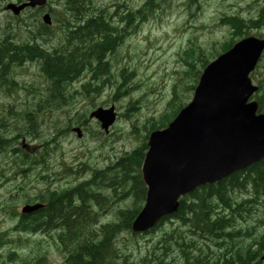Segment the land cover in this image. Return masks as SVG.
Instances as JSON below:
<instances>
[{
	"label": "trees",
	"instance_id": "16d2710c",
	"mask_svg": "<svg viewBox=\"0 0 264 264\" xmlns=\"http://www.w3.org/2000/svg\"><path fill=\"white\" fill-rule=\"evenodd\" d=\"M7 1H0V13ZM119 1L114 0L111 10L101 11L95 0H58L57 5L61 2V13L66 18L60 23L66 25L65 28L61 26L59 34L62 39L51 50L37 43L31 28L40 27L53 37L51 28L41 22L42 11H33L29 15L32 17L27 19L11 16L0 19V94L12 96L24 90L26 95H32L37 100L33 110H0V154H15L11 157L13 164L10 172L0 169V182L4 183L17 170L21 171L24 180L22 186H12L16 197H10L5 209H15L20 203L47 204L44 210L19 215L11 231L0 230V251L16 242L10 235V232H16L18 240H22L23 236H28V241L40 235L51 236L64 259L63 264H264L261 259L264 255V158L218 183L199 187L181 198L178 211L162 219L150 232L143 235L132 232V224L146 200L147 188L141 168L148 150L149 135L166 128L187 105L182 101L178 85L174 87L167 111L143 127L145 133L132 151L124 153L104 169L87 162L79 164L78 169L64 163L59 171L51 167L53 151L47 146H60V138L69 136L74 126L89 131V119L83 114L81 119L68 116L65 122L57 121L50 127L54 130L53 138H48L42 128L46 114L52 112L48 106L68 108L73 107L78 99L93 98L101 89L95 79L98 82L101 78L107 79L112 83L111 55L127 34L135 33L136 27L148 22L160 7L157 0H145L139 9L133 10L126 1ZM190 2L195 3L196 0ZM255 3L258 10L254 16L225 14L221 22L230 26L231 37L210 56L205 50L201 53L203 69L236 41L251 35L264 37L261 31L264 28V0H255ZM48 11L54 14L50 7ZM72 22L84 24L74 29L70 27ZM128 29L133 31L128 32ZM25 32L28 34L25 35ZM195 49L187 48L182 55L189 61L194 60ZM35 62L39 64L47 85L42 92L32 84L18 86L16 82L17 69ZM195 62H187L190 72L194 70ZM201 72L199 69L196 73L198 77ZM85 73H89L91 78L81 83ZM255 74L262 77L260 71ZM134 75L135 72L128 67L120 71L123 84L114 92L115 99L122 95V87ZM79 83L81 85L76 87ZM196 85L197 82L185 88L193 91ZM254 99L259 103L258 112L264 113L262 78ZM136 110L137 102H131L127 112ZM134 128L137 130V126ZM133 134L137 135L138 131ZM23 139H31L28 142L30 145L33 140H39L40 144L31 147L35 152H29L18 147L22 146ZM87 170L92 175L85 179L84 172ZM34 172L37 173L34 175ZM60 173L62 178L80 176L83 181L73 190L63 189L53 193L49 189L52 178ZM108 213H112V220L103 222L102 218ZM123 249L133 252L130 261L121 257ZM45 260L46 253L38 252L28 259L11 251L0 257V264H15V261H19L18 264H39Z\"/></svg>",
	"mask_w": 264,
	"mask_h": 264
},
{
	"label": "rangeland",
	"instance_id": "374dc122",
	"mask_svg": "<svg viewBox=\"0 0 264 264\" xmlns=\"http://www.w3.org/2000/svg\"><path fill=\"white\" fill-rule=\"evenodd\" d=\"M57 1L49 0L48 3L54 12V14L49 13L53 17V37L51 38V34L48 36L40 27H31L36 34L37 43L46 50H51L54 44L62 39V35L59 34V25L60 22H65L66 18H63L61 13V2L57 5ZM124 1L128 7L137 10L145 0H121L119 2ZM186 1L157 0L160 7L155 10L148 22L135 29V33L126 35L112 58L114 73V76L110 78L112 83L107 82V79L102 80L101 78L99 82L95 79L97 86H101L99 94L91 99H78L73 107L59 109L57 106L56 108L48 106L52 112L46 114L45 125L42 127L48 138L54 136V130L50 129L51 125L53 126L57 121L65 122L68 116L72 119L75 117L81 119L80 115L86 114L89 117L92 111L103 106L107 108L114 106L118 113L117 121L111 128L110 134H100L98 132V130L101 131L100 127L95 121L90 120L92 122L88 123L89 131H85L84 138L78 139L73 134L60 138V146L53 145L52 147L53 157L50 163L54 171L62 170V163L78 169V165L82 162L104 169L124 153L135 149L145 133L143 127L148 126L150 119L159 118L163 112L167 111L175 85H178L183 102H188L192 98L193 91L185 87L198 82L199 77L196 73L199 69L203 70V63L200 60L201 53L205 50L210 56L211 52L219 49L222 42L231 37L232 29L221 23L220 15L232 12L250 17L254 16L258 10V5L254 6V0H200L199 8L194 6L191 11H187L184 7ZM29 15L30 12L27 11L22 14V18L27 19ZM0 17L1 20L8 18V12H2ZM131 31L133 30L128 29V32ZM26 34L28 32H25ZM189 47L196 48V57L191 61L195 62L199 58L191 72L187 64L191 61L182 55L183 51ZM125 67L134 71L135 75L130 82L125 83L126 88L122 87V95L115 99L114 92L118 86L123 84L120 71ZM261 70L264 72V63ZM17 74L16 78L19 83L27 86L32 84L39 92L47 87L40 72V66L36 62L18 68ZM79 86L80 84L76 85V87ZM9 96L0 94V110L2 108L32 109L37 103L36 97L26 95L24 90H19L17 94ZM136 101H139L137 104L139 108L128 113L129 103ZM135 126L138 127L139 135L133 134L137 131ZM39 142V140H33L31 145L37 146ZM9 155L0 158V169L7 173L10 172L13 164ZM84 174L86 179L92 175V172L87 170ZM79 177L66 176L53 184L55 187L71 189L72 186L82 181ZM39 189H42V186H39ZM10 193V184L0 187L1 231H11L16 225L11 217L14 209H5ZM21 206L17 209L18 212ZM112 213L106 214L102 221H111ZM10 235L16 242L4 246L0 251V257L14 251L23 258L32 259L36 253L42 252L46 253V260L39 264H63L64 259L59 254L53 239L41 236L35 241L34 239L28 241L26 240L28 236H23L22 240H18V233L10 232ZM120 255L123 259L130 261L133 252L123 249ZM18 263L19 261H15V264Z\"/></svg>",
	"mask_w": 264,
	"mask_h": 264
},
{
	"label": "water",
	"instance_id": "95a60500",
	"mask_svg": "<svg viewBox=\"0 0 264 264\" xmlns=\"http://www.w3.org/2000/svg\"><path fill=\"white\" fill-rule=\"evenodd\" d=\"M46 2L11 3L7 9L19 15L27 7H42ZM44 22L51 24L49 15ZM263 51L264 40L257 38L234 45L205 69L193 101L168 128L151 134L142 167L146 203L133 223V232H146L177 212L179 199L196 188L219 182L264 158V114L257 113V102H250L258 88L249 77ZM90 117L108 132L116 113L114 107L99 108ZM38 208L26 206L23 212Z\"/></svg>",
	"mask_w": 264,
	"mask_h": 264
},
{
	"label": "bare ground",
	"instance_id": "6f19581e",
	"mask_svg": "<svg viewBox=\"0 0 264 264\" xmlns=\"http://www.w3.org/2000/svg\"><path fill=\"white\" fill-rule=\"evenodd\" d=\"M1 1V0H0ZM48 9H49V5H47L46 7H44V8H42V9H37V10H33V11H42V17H43V15L45 16V15H50L49 14V11H48ZM33 11H30V15H32L31 13H33ZM111 14V13H110ZM32 16H29L28 18H31ZM16 20V19H15ZM42 22V21H41ZM7 42V41H6ZM23 50V49H22ZM28 54V53H27ZM15 59V58H14ZM27 59V58H26ZM17 60V59H16ZM26 61V60H25ZM5 86V85H4ZM9 86V85H8ZM7 86V87H8ZM10 88H12V87H10ZM14 88V87H13ZM16 88V87H15ZM25 120V119H24ZM48 147V149H50L51 151H52V147H53V145L51 144V145H48L47 146ZM25 157V156H24ZM30 160V159H29ZM29 162V161H28ZM73 186L71 187V189L70 190H73ZM69 190V189H68ZM52 195V194H51ZM52 206V205H51ZM50 206V207H51ZM32 213H34V212H30V213H28L27 215H30V214H32ZM114 248V247H113ZM108 250V249H107Z\"/></svg>",
	"mask_w": 264,
	"mask_h": 264
}]
</instances>
